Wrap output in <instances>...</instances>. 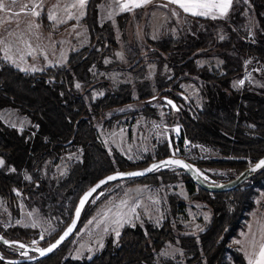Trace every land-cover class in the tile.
<instances>
[{"label":"trees","instance_id":"1","mask_svg":"<svg viewBox=\"0 0 264 264\" xmlns=\"http://www.w3.org/2000/svg\"><path fill=\"white\" fill-rule=\"evenodd\" d=\"M243 1L250 3L255 9L260 28L254 39L241 38L238 46L233 45L230 40L217 46V53H223L225 57L223 72L219 74L201 69L195 62L197 44L202 41L200 36L205 39L207 33L202 26L212 22L210 19L189 16L187 18L194 21L191 34L188 33L183 38L170 36L142 49L128 39L127 24L132 19V14L127 12L114 18V24L122 33L123 50L130 71L144 76L147 73L145 58H148L149 63L157 62L158 68L164 61L172 66L175 76L167 83L155 79L153 84L157 87V92L170 89L175 100L183 101L175 94L180 92L177 86L184 80H193L206 92L208 102L202 110L190 104L192 114L182 111L180 116L173 117L169 109L168 115L170 123L178 121L183 126L185 135L191 142L211 147L220 155L219 158L208 160L185 158L203 171L207 168H221L238 175L264 156V95L254 92L248 82L240 90L230 87L231 80L241 72L240 62L230 59V56L237 53L253 58L264 75V0ZM104 2L105 0H88L82 23L87 27L90 42L88 46L70 53L65 65L23 72L0 58V109H16L28 117L33 125L31 129L18 131L0 121V158L4 161V165L0 167V195L14 215L19 213L16 190L22 193L24 202H34L42 212L51 211L53 215H59L64 225L52 236L50 242L71 221L80 195L98 179L112 172L138 169L153 160L171 156L166 141H163L141 161L132 162L116 150L108 152L97 139L96 126L103 120L137 113L156 116V110L151 105L124 110L115 115L108 114L111 109L134 102L131 86L128 84L108 87L102 97L92 98V90L103 82L87 81L89 68L105 67L104 58L112 55L118 48L109 31L112 22H107L108 26L104 25L102 28L98 24L99 6ZM151 5L167 8L159 2ZM197 21L200 22L199 25ZM195 34L198 42L193 36ZM75 82H80L81 86L76 87ZM145 85L146 88L151 86L149 81H145ZM150 94L151 92H141L139 99L147 98ZM70 139L71 144L66 145ZM73 146L82 150V160L71 164L67 176L58 186L47 187L40 179L42 164ZM176 156L182 157L179 154ZM23 171L30 175V180L22 179ZM125 181L155 185L183 181L190 198L204 202L210 208L212 217L198 234L181 233L176 228V220L184 204L177 194L171 192L167 195L164 220L160 225L125 226L116 243L108 241L102 252L89 260L65 259L64 250L68 240L44 259L19 264H153L167 243L180 247L183 262L167 259L165 264H229V258L235 264H247L243 255L229 244L254 208L255 196L264 190V167L249 175L240 186L227 192L205 191L176 168L162 169L145 177ZM108 185L110 184L106 186ZM69 196L72 199L67 201ZM93 198L86 204L78 227L103 199L91 205ZM0 234L27 245L38 238L37 230L21 226H11L5 230L0 228ZM46 245L44 242L41 246ZM7 248L12 247L0 243L1 255L11 258L5 255L4 249ZM3 263L0 260V264Z\"/></svg>","mask_w":264,"mask_h":264},{"label":"rangeland","instance_id":"2","mask_svg":"<svg viewBox=\"0 0 264 264\" xmlns=\"http://www.w3.org/2000/svg\"><path fill=\"white\" fill-rule=\"evenodd\" d=\"M0 3L3 4V8L0 9V58L23 72L63 66L67 63L70 53L88 46L90 42L87 27L82 23L86 4L81 8L77 0H0ZM233 4L235 8L232 5L224 19H210L212 22L202 26L207 33L205 39L204 36H200L202 41L197 44L195 62L199 68L212 73H222L225 57L223 53H217L219 50L216 49L217 46L226 40L238 46L241 38L245 40L255 38L260 28L255 9L243 0H234ZM35 5L39 7H34ZM164 5L167 8L155 5L158 8L150 10L144 16L142 12L130 13L132 19L127 24V35L131 42L144 49L152 42H159L170 36L183 38L188 33H192L194 21L189 20L187 18L189 16L172 10L171 5ZM49 14L54 15L55 20H50ZM117 15L121 14L114 12L108 0L99 6L98 24L102 28L108 24L107 22H112L109 31L118 48L112 55L104 58L105 67H90L86 80L103 82L92 90L93 99L102 97L108 87L116 88L119 85L128 84L131 86L133 101H137L141 92H151L150 96L156 94L157 87L153 84L155 79L167 83L175 76V71L164 61L158 68L157 62L149 63L148 58H145L146 75L130 71L127 68V58L123 50L122 33L114 24V18ZM197 24L199 25L200 22L197 21ZM193 36L198 42V36L196 34ZM230 59L240 62L241 69L240 74L231 80L230 87L240 90L248 82L254 92L264 95V75L259 64L253 58L241 53L230 56ZM145 81L150 82L149 88H146ZM241 81L243 83H240ZM77 84L81 86L80 82H75V86ZM177 88L198 110H202L208 102L206 92L193 80L181 81ZM178 104L182 111L192 114L191 108L183 101L179 100ZM151 108L156 110V116L137 113L99 122L96 126L97 139L108 152L116 150L132 162L141 161L163 141H166L168 146L167 134L173 136L177 132L174 126L181 124L178 121L174 123L168 121L169 107L167 105L155 102L151 104ZM0 121L18 131L31 129L33 126L28 117L9 107L0 109ZM191 143L195 145V150L188 156L191 160L220 157L211 147ZM175 154L180 155L181 152ZM0 160L3 161L2 158ZM81 160L82 150L79 147L68 148L58 157L44 161L39 170L40 179L47 187L55 188L67 176L71 164ZM3 165L4 161L0 167ZM166 168L175 169L171 166ZM197 170L202 173L204 179L217 185L224 184L237 175L234 171L221 168ZM30 178L29 174L22 172L23 180H30ZM171 192L177 194L184 204L177 216L176 228L178 227L177 229L183 234L201 232L209 223L212 213L204 202L190 198L185 182L155 185L131 184L123 180L106 186L93 198L91 205L103 199L69 239L65 246L64 258L79 261L91 259L102 252L108 241L116 243L119 239L116 233L119 232L120 236L125 226L160 225L164 220L167 195ZM15 194L19 207L18 215L12 214L0 195V228L2 230L11 226L32 228L38 231V238L32 240L31 246L42 247L44 242L50 243L52 236L63 227L64 221L59 215H53L51 211L42 212L34 202H24L21 192L16 190ZM70 199L72 197L69 196L67 201ZM123 201H127V204ZM254 203L255 206L248 214L244 226L238 230L229 244L232 249L239 251L242 255L243 253L249 255L264 237V190L258 192ZM4 250L5 255L11 258L31 255L14 248ZM167 259L183 262L182 250L177 244L167 243L156 256L153 264H165ZM245 261L247 263L246 259ZM229 264L235 263L229 258Z\"/></svg>","mask_w":264,"mask_h":264},{"label":"water","instance_id":"3","mask_svg":"<svg viewBox=\"0 0 264 264\" xmlns=\"http://www.w3.org/2000/svg\"><path fill=\"white\" fill-rule=\"evenodd\" d=\"M195 78V77H193ZM167 91V89H163L159 92H157L156 94L144 98V99H139L137 101H134L132 104L127 105V106H123L121 108H114L108 111V114L110 115H115L117 113H121L124 110H133V109H139L145 105H151L155 102L158 103H162L164 105H167L171 111V114L173 117H177L180 116L182 114V110L180 108V106L176 103V101L174 99H172L171 97L163 94ZM178 96L184 100V102L187 105H190L191 102L188 99V97L179 92ZM169 101H171V103H168ZM80 121V119L76 122L78 123ZM72 142V139H70L66 145H70ZM167 160H180L183 162V164L186 165H192L190 164L188 161H186L185 159H183L182 157H177V156H167L165 158L162 159H158V160H153L152 162L148 163L147 165H145L144 167L138 168V169H134L131 171H127V172H112L109 173L103 177H101L100 179H98L95 183H93L90 187H88L79 197L78 202L76 204L75 210L73 212V216L71 221L69 222V224L63 229V231L58 235V237L53 240L52 242L48 243L46 246L43 247H36V246H31V245H27L24 242L20 241V240H13V239H8L3 237L0 234V243L4 244L7 247H12L27 253H30L31 255L28 257H19V258H6L3 257L0 253V260H2L4 263H10V264H19V263H29V262H33L39 259H44L48 256H50L52 253H54L56 250H58L65 242H67L72 236L73 234L76 232V229L78 227V223L80 220V217L82 215V212L86 206V204L89 202V200L93 197H95L97 194H99L101 191V188H103L104 186H106L107 184H111L114 182H118V181H123V180H128V179H137V178H141V177H145L151 173L160 171L162 169H166V167H175L176 169L182 170V172L184 174H186L190 180L196 184L199 188L208 191V192H227L230 191L232 189L237 188L238 186H240L243 182H245V180L247 179V177L249 175H251L252 173L260 170L261 168H263L264 166L260 167V168H256L255 171H253V168H255L256 164H258L260 161L264 160V156L260 157L253 165L249 166L248 168H246L245 170H243L242 172H240L238 175H236L233 179H231L230 181L224 183V184H213L212 182L208 181L207 179L202 178L201 176L197 175L195 173V171L192 169V167L190 168H185L182 166H177V165H164L162 162L163 161H167ZM153 165H159L158 169H153L152 171H147V169L152 168ZM133 172H142L144 173L143 175L140 176H130V175H119L121 173L123 174H127V173H133ZM109 176H117V179L112 180V181H107L106 183L101 184V181H106L107 177ZM100 185V187H96L97 185ZM96 188L95 192H92L91 196H88V199L85 200L83 207H81V201L84 199L85 195L87 193H89L91 191V189ZM77 210H79V216H77ZM74 225V227L72 228V232L69 233L68 236H66L63 240H61V237L64 236V233L68 230L69 227H72ZM59 242V243H57ZM23 244L24 247L21 248L20 245ZM56 245L54 248H52L51 251H48V249L52 246V245ZM41 251L44 252L43 255H41Z\"/></svg>","mask_w":264,"mask_h":264},{"label":"snow or ice","instance_id":"4","mask_svg":"<svg viewBox=\"0 0 264 264\" xmlns=\"http://www.w3.org/2000/svg\"><path fill=\"white\" fill-rule=\"evenodd\" d=\"M87 0H79V6L83 8L86 4ZM149 0H128L127 3H124L122 7L126 10H129L130 8H138L141 7L143 3H147ZM170 3H175L179 8H181L185 13H189L192 16H211L213 19L216 18V14L219 13L220 16L227 15V12L229 8L231 7L232 0H169ZM34 7H39V5H35ZM3 8V4L0 3V9ZM34 15H38L39 13H33ZM50 20H55V16L52 14H49ZM240 83H243L241 81ZM79 87V84L76 85ZM168 103H171L169 101ZM164 165H177L182 166L185 168H190V165L183 164L180 160H167L162 162ZM3 164V161L0 160V165ZM264 166V160L260 161L258 164H256L255 168H253V171H255L256 168H260ZM159 165H153L152 168L147 169V171H152L153 169H158ZM142 172H133V173H127V174H119V175H130V176H140L143 175ZM206 178V177H205ZM117 179V176H109L107 177L106 181H101L100 183H106L107 181H112ZM97 188L100 187L98 184L96 186ZM96 188L91 189L89 193H87L84 197V199L81 201V207H83V204L85 200L88 199V196H91L92 192H95ZM19 195V193H17ZM124 204H127V201H123ZM77 216H79V210H77ZM72 227H69L68 230L64 233V236L61 237V240H63L66 236L69 235V233L72 232ZM117 237H119V232L116 233ZM59 243V242H57ZM56 245H52L48 251H51L52 248H54ZM21 248L24 247L23 244L20 245ZM44 252L41 251V255H43ZM248 264H264V244L260 245V249L258 253H254L248 257Z\"/></svg>","mask_w":264,"mask_h":264},{"label":"crops","instance_id":"5","mask_svg":"<svg viewBox=\"0 0 264 264\" xmlns=\"http://www.w3.org/2000/svg\"><path fill=\"white\" fill-rule=\"evenodd\" d=\"M79 1V0H77ZM110 2V4L113 6V10L115 13H119V14H123V13H132L133 11H136V12H142L143 16L146 15V13H148L150 10H155L158 8V6H155V5H151L153 2H159L161 4H168V5H171L172 6V10H176V11H179L181 14L185 15V16H192L191 14L189 13H185L181 8H179L175 3H170L169 0H149V2L147 3H143L141 7H138V8H130L129 10H126L122 7V5L124 3H127L128 0H108ZM233 1L232 0V4H231V7L233 5ZM231 7L229 8L228 12H227V15L228 13L230 12V9ZM148 8V9H147ZM143 10V11H142ZM139 15V14H138ZM227 15L225 16H220L219 13L216 14V18L215 19H224ZM192 17H199V18H202V19H213L211 16H192ZM261 244H264V237L263 239L261 240V242L259 243V245L254 248V250L249 254L247 255V253H243L245 259L247 260V264H248V257L254 253H258L259 252V249H260V245Z\"/></svg>","mask_w":264,"mask_h":264},{"label":"built area","instance_id":"6","mask_svg":"<svg viewBox=\"0 0 264 264\" xmlns=\"http://www.w3.org/2000/svg\"><path fill=\"white\" fill-rule=\"evenodd\" d=\"M174 128L177 129V132L173 136H169L168 134L166 136L171 156H175V153L178 154L181 152L182 155L180 154V156H182L183 159L189 158V154L195 150V145L186 137L182 125L174 126Z\"/></svg>","mask_w":264,"mask_h":264},{"label":"flooded vegetation","instance_id":"7","mask_svg":"<svg viewBox=\"0 0 264 264\" xmlns=\"http://www.w3.org/2000/svg\"><path fill=\"white\" fill-rule=\"evenodd\" d=\"M163 94H165V95H167V96H169V97H171L172 99H174L175 100V98H174V95H172L171 93H170V89H168L165 93H163ZM178 94V92H176V94L175 95H177ZM183 100V99H182ZM176 101V103L178 104V100H175ZM183 102H184V100H183ZM185 103V102H184ZM186 104V103H185ZM179 105V104H178ZM187 106H189V105H187ZM190 108H191V106H189ZM182 110V109H181Z\"/></svg>","mask_w":264,"mask_h":264},{"label":"bare ground","instance_id":"8","mask_svg":"<svg viewBox=\"0 0 264 264\" xmlns=\"http://www.w3.org/2000/svg\"><path fill=\"white\" fill-rule=\"evenodd\" d=\"M191 167H192V169L195 171V173L197 174V175H199V176H201L202 178H203V176H202V173L199 171V170H197L195 167H193L192 165H191Z\"/></svg>","mask_w":264,"mask_h":264}]
</instances>
